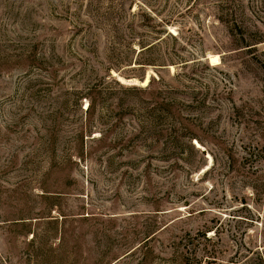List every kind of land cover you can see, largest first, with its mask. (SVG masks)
<instances>
[{
	"label": "rangeland",
	"instance_id": "1",
	"mask_svg": "<svg viewBox=\"0 0 264 264\" xmlns=\"http://www.w3.org/2000/svg\"><path fill=\"white\" fill-rule=\"evenodd\" d=\"M263 220L264 0H0V264L229 260Z\"/></svg>",
	"mask_w": 264,
	"mask_h": 264
},
{
	"label": "trees",
	"instance_id": "2",
	"mask_svg": "<svg viewBox=\"0 0 264 264\" xmlns=\"http://www.w3.org/2000/svg\"><path fill=\"white\" fill-rule=\"evenodd\" d=\"M145 48V46L143 47ZM244 220L249 221V223H254V216L250 217L243 216L241 217ZM259 218V216L257 217ZM264 227V220L262 222ZM245 230H240L239 241H237L238 251L231 255L229 260H224L221 258L222 255L219 248L215 245L220 241L219 235L215 232L214 238L207 237V234L203 235L197 234L196 236L188 235L187 243L191 244L194 247V252L192 251L189 254H186L184 257L185 264H264V228L261 232V235L258 239L259 245L251 246L246 243ZM201 236V237H200ZM203 237L210 244L203 247L204 255H198L199 245L201 244L200 239ZM186 244V245H188ZM261 244V245H260ZM197 248V252L195 250Z\"/></svg>",
	"mask_w": 264,
	"mask_h": 264
},
{
	"label": "bare ground",
	"instance_id": "3",
	"mask_svg": "<svg viewBox=\"0 0 264 264\" xmlns=\"http://www.w3.org/2000/svg\"><path fill=\"white\" fill-rule=\"evenodd\" d=\"M211 61L215 64H218L220 62V59L218 56H212L211 57ZM148 82V78L144 81V83L146 84Z\"/></svg>",
	"mask_w": 264,
	"mask_h": 264
}]
</instances>
